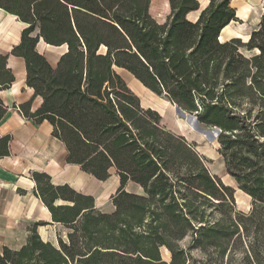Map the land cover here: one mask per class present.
<instances>
[{
  "label": "trees",
  "instance_id": "1",
  "mask_svg": "<svg viewBox=\"0 0 264 264\" xmlns=\"http://www.w3.org/2000/svg\"><path fill=\"white\" fill-rule=\"evenodd\" d=\"M232 2L210 0L201 10L197 0H169L161 24L152 0H0V9L27 25L11 55L25 60L34 96L19 111L53 126L68 163L100 181L112 169L120 178L115 210L105 213L93 196L34 172L36 196L67 241L45 242L38 228L50 223L36 222L21 248L0 245V264H191L194 247L223 245L238 229L232 222L235 230L225 231L227 217L214 220L226 205L234 210V190L163 126L160 113L142 106L115 67L220 129L226 172L264 205V14L248 42L224 41L223 31L239 21ZM40 39L67 47L55 68L37 51ZM7 59L0 54V92L15 82ZM36 98L42 105L32 112ZM7 112L0 100V123ZM10 141L0 136V158L10 155ZM130 181L143 193L126 191Z\"/></svg>",
  "mask_w": 264,
  "mask_h": 264
},
{
  "label": "crops",
  "instance_id": "2",
  "mask_svg": "<svg viewBox=\"0 0 264 264\" xmlns=\"http://www.w3.org/2000/svg\"><path fill=\"white\" fill-rule=\"evenodd\" d=\"M197 1L200 5L203 2L204 7L201 8L202 10L208 6L210 0ZM234 1L238 0H233V2ZM233 7L236 9L237 18L251 27L257 26L264 14V0L262 3V13L256 19L255 23H253L255 14L253 10H250L251 6L241 4L239 7ZM246 8L249 9L248 16L247 18H242L241 15L246 12ZM153 9L152 0L150 8L152 16L161 24L166 22L171 10L169 9V12H167L165 16H161L163 20H159L158 18L160 15L157 17V15L153 13ZM197 17L195 19H197ZM231 24L227 28H229ZM26 28L27 25L21 22L16 16L0 9V54L8 57L6 67L15 76V82L10 88L0 92V100L8 108L7 115L0 123V136L11 137L9 144L10 155L0 158V245L7 246L11 249L21 248L26 243L28 237L27 233H29L28 230L34 223L45 222L50 223V225H57L53 223L51 213H49L46 206L36 196V183L32 180V174L34 172L49 175L52 184L55 186L68 185L78 193L93 196L95 198V207L100 211L102 210L99 199L97 198L98 196L94 194L92 189L88 191V188L90 186H96V183H101L100 185L106 190V185L110 182V178L106 181L97 180L92 175L84 172L81 166L68 163L66 145L53 136V126L47 121L36 123L32 119L24 117L22 112L19 111V106L28 103L34 96V91L26 85L27 72L25 60L11 55L13 48L20 44L22 32ZM249 38L250 35L248 39ZM37 51L55 68L60 58L67 51V47L51 46L40 39L37 45ZM117 69L122 71L118 72L115 69L116 73L123 79L127 78L130 80L134 77L123 68L117 67ZM169 103L173 105L171 102ZM41 105L42 99L36 98L32 105V112L38 110ZM148 109L151 108L149 107ZM129 184L133 185L132 191L128 190ZM119 187L120 178L116 182L114 190L117 191ZM20 191H23V194H21ZM126 191L135 194L143 193L142 187L131 181L127 183ZM10 199L12 200V204L7 205L5 201ZM114 210L115 208L103 212L112 213ZM43 213H46L47 216L41 217ZM22 218L26 219L27 222L23 224L22 228H19V233L23 235L22 240L24 243L17 246L18 240L16 241L15 239V230L18 227L13 223V220H22ZM40 227L44 228L45 226ZM40 227L38 231L41 236ZM11 233L12 235H10ZM41 238L45 242L53 243L48 233L47 240L43 236H41Z\"/></svg>",
  "mask_w": 264,
  "mask_h": 264
},
{
  "label": "rangeland",
  "instance_id": "3",
  "mask_svg": "<svg viewBox=\"0 0 264 264\" xmlns=\"http://www.w3.org/2000/svg\"><path fill=\"white\" fill-rule=\"evenodd\" d=\"M167 2L168 0H153V13L157 17L160 15L159 20H163L161 16H165L169 12V9L166 7ZM262 3L263 0H238L233 2V6L239 7L241 4L251 6L250 10H253L255 14V18L253 19V23H255L256 19L262 13ZM203 7L202 2L201 8ZM245 11L241 15L242 18H247L248 16L249 9L246 8ZM198 14H189V19L195 20ZM257 27L258 25L251 27L240 20L235 21L222 33V39L225 41L238 37L242 38V41L246 43L251 32ZM244 53L247 56H251L252 54L246 50H244ZM115 69L118 72H122L117 67ZM124 81L131 91L140 98L141 104L145 109L150 107L152 110L160 113L164 119L162 121L163 126L174 134L185 137L188 143L196 147V150L205 159L211 174L219 177L226 186L234 190V210L226 205L221 208L222 213L219 211L214 213V220L227 217L225 231L230 233L235 230L232 222L238 225V229L223 245L218 247L207 246L205 249L194 247L191 250V264H264V205H254L252 197L242 191L237 181L226 172L225 160L221 154L220 144L218 142L221 133L218 135L215 127L200 124L193 114L186 112L187 115L184 116L177 113V105L171 102L175 108L170 106V101L167 102L168 98L165 94L157 95L153 93L134 77L130 80L124 78ZM110 174V182L106 185V190L100 185L101 183H96V186H90L88 188V191L92 189L94 194L98 196L97 198L99 199L102 211L115 208L112 202V196L117 192L114 188L119 177L115 169H112ZM128 190H133L132 184L128 185ZM20 193L23 194V191H20ZM5 203L11 205L12 200H6ZM253 212H255L256 216H253ZM45 216H47L46 213L41 215V217ZM13 223L18 227L15 230V239L16 241L18 240L17 246H19L24 243L22 240L23 235L19 233V228H22L23 224L27 222L26 219L22 218V220L14 219ZM66 231L62 226L47 225L41 228L40 233L46 240L48 233L53 244L58 246L60 236L66 240ZM189 243L190 240L187 239L182 242V246L189 249ZM162 255L164 259L170 261L171 257L165 250H162Z\"/></svg>",
  "mask_w": 264,
  "mask_h": 264
},
{
  "label": "water",
  "instance_id": "4",
  "mask_svg": "<svg viewBox=\"0 0 264 264\" xmlns=\"http://www.w3.org/2000/svg\"><path fill=\"white\" fill-rule=\"evenodd\" d=\"M177 113H180V114H182V115H184V116L187 115V113H186L184 110H182L181 108H179L178 106H177ZM215 129H216V131L218 132V135H219V133L222 132V131H221L220 129H218V128H215Z\"/></svg>",
  "mask_w": 264,
  "mask_h": 264
},
{
  "label": "bare ground",
  "instance_id": "5",
  "mask_svg": "<svg viewBox=\"0 0 264 264\" xmlns=\"http://www.w3.org/2000/svg\"><path fill=\"white\" fill-rule=\"evenodd\" d=\"M228 29V28H227ZM170 104V103H169ZM170 106H172L173 108H175L173 105L170 104Z\"/></svg>",
  "mask_w": 264,
  "mask_h": 264
}]
</instances>
